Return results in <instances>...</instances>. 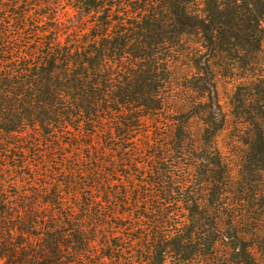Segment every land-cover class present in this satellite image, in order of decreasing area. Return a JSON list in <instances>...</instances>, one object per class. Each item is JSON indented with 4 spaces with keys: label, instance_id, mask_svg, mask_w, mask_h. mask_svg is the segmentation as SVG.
I'll return each instance as SVG.
<instances>
[{
    "label": "trees",
    "instance_id": "1",
    "mask_svg": "<svg viewBox=\"0 0 264 264\" xmlns=\"http://www.w3.org/2000/svg\"><path fill=\"white\" fill-rule=\"evenodd\" d=\"M0 262L264 264V0H0Z\"/></svg>",
    "mask_w": 264,
    "mask_h": 264
},
{
    "label": "rangeland",
    "instance_id": "2",
    "mask_svg": "<svg viewBox=\"0 0 264 264\" xmlns=\"http://www.w3.org/2000/svg\"><path fill=\"white\" fill-rule=\"evenodd\" d=\"M229 87H223L222 88V100L224 101V103H227V98H228V93H229ZM226 142V140L224 139V140H221L220 141V146L222 147V148H224V143ZM0 264H2L1 262H0Z\"/></svg>",
    "mask_w": 264,
    "mask_h": 264
}]
</instances>
